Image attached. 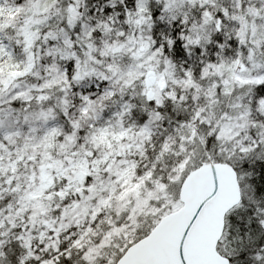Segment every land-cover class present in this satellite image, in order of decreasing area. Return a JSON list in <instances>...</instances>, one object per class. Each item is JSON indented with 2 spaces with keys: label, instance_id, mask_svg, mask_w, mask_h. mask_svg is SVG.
<instances>
[{
  "label": "snow or ice",
  "instance_id": "1",
  "mask_svg": "<svg viewBox=\"0 0 264 264\" xmlns=\"http://www.w3.org/2000/svg\"><path fill=\"white\" fill-rule=\"evenodd\" d=\"M0 264H264V0H0Z\"/></svg>",
  "mask_w": 264,
  "mask_h": 264
}]
</instances>
